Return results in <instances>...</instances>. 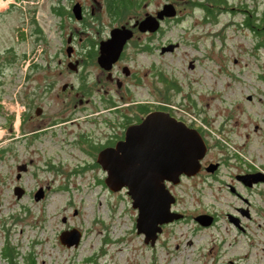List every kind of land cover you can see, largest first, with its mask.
Wrapping results in <instances>:
<instances>
[{
  "label": "rangeland",
  "instance_id": "374dc122",
  "mask_svg": "<svg viewBox=\"0 0 264 264\" xmlns=\"http://www.w3.org/2000/svg\"><path fill=\"white\" fill-rule=\"evenodd\" d=\"M164 1L153 0L140 12L154 10ZM173 1L183 17L165 22L164 39L179 41L178 46L164 53L160 49L149 55L143 52L135 64L151 86L155 83L149 99L168 100L177 118L202 128L211 145L208 157H226L229 163L217 177L201 173L174 188L179 196L175 206L187 216L166 223L151 245L137 231L138 208L132 205L131 195L95 186L93 171L71 177L62 190L57 187L66 178L41 168L38 178L31 173L25 176L26 194L15 193L17 163L31 154L27 149H36L35 165L75 161L71 154H76L75 149L49 134L44 142L25 147L20 122L39 89L35 74L46 83L53 71L51 78L58 81L59 91L64 82L78 81L68 65L56 60L41 73L36 65L47 66L46 55L58 56L75 24L102 25L106 11L95 4L96 13L77 22L68 9L72 0H0V59L6 60L0 147L11 145L0 159V253L9 240L22 253L33 250L39 264H264V183L251 190L236 185L251 200L248 204L228 186L236 170L250 165L264 168V49L255 48L253 36L240 24L241 11L225 9L217 20H205L204 12L188 6L187 0ZM228 1L227 6L243 2L261 8L264 4V0ZM54 7L63 10L62 17ZM42 104L55 111L63 103L51 94ZM57 136L64 134L60 131ZM41 184L49 186L48 192L37 199L34 193ZM239 206H248L250 215L242 214ZM200 213L215 214V221L202 225L195 219ZM229 214L239 217V226ZM73 227L82 231V238L78 245L67 246L59 235ZM0 264H6L1 254Z\"/></svg>",
  "mask_w": 264,
  "mask_h": 264
},
{
  "label": "flooded vegetation",
  "instance_id": "af4514ba",
  "mask_svg": "<svg viewBox=\"0 0 264 264\" xmlns=\"http://www.w3.org/2000/svg\"><path fill=\"white\" fill-rule=\"evenodd\" d=\"M88 1L72 0L68 7L71 12L70 17L75 16V21L81 22L89 14L94 15L96 13L95 4H97L99 10L106 11L105 20L107 19V23L103 20L102 25L75 24L68 31L65 42L60 45V52L63 50L62 54L60 55L59 52L58 56L52 55L51 57L46 55L47 66L43 64L36 65L41 73L49 69L51 62L56 60L59 65H68L77 74L78 81L64 82L62 89L59 91L57 88L58 81L51 78L53 71L49 72L51 81L46 83L42 82V77L39 74H35L39 89L34 93L35 101L32 106L25 107L26 112L20 122L23 127L22 136L25 140V147L37 141L44 142V135L49 134L53 140L59 139L61 142L70 144L75 149L76 154L71 152L75 161L70 162L62 159L60 162H53L49 160L45 165L39 166L38 164L35 165V158L32 154L36 149H27L31 154H25L24 158L17 163V177L19 174L18 166L21 165L23 169L18 177L19 182L14 185V188L17 185L24 187L25 194L28 191L24 182L25 176L31 173L38 178L41 168L52 170L56 173V176L66 178L57 189H67L71 177L84 176L87 172L93 171L95 176L93 183L95 186H103L105 189L112 190L106 181L108 170L99 158L101 151L107 147L115 146L118 142L125 139L128 127L132 124L140 123L149 112L164 110L174 115V109L166 104L168 100L155 103L153 98L149 99V96L154 93L155 83L152 81L151 86L135 63H139V55L143 52L149 55L153 54L156 49H160V52L164 53L174 50L164 49L167 46L171 44H177L176 46H178L179 41L164 39L165 22L171 20L179 21L183 17L179 12L180 6H178V3L173 0H165L154 10L147 9L143 13L140 12V8L149 2H153V0H148V2L146 0H129L130 3H119L117 0H91L90 4ZM168 2H173L176 5L177 14L175 16L165 15L160 18L159 12ZM76 3L80 6L81 17H78L74 10ZM115 6L118 7L117 10ZM54 9L55 13L60 14L62 17L63 10L55 7ZM149 15L156 16L160 20V25L156 30H143L140 28V22ZM115 28H126L128 32H131L130 37H128L121 49H119L118 44L108 43L110 38L113 37L112 31ZM155 41H158L157 45H155ZM190 62L194 64L193 59ZM51 94L55 95L56 102L63 103L55 111L49 110L48 107L42 104L43 99ZM144 94L146 95L145 98L141 99L140 97L144 96ZM181 104L186 105L183 102ZM32 107H35L34 113L31 112ZM188 125L195 127L193 124ZM108 127L111 129H107ZM198 129L203 134L202 128ZM60 131L64 134L63 137L57 136ZM205 139L208 149L201 160V170L193 175L182 174L180 181L177 183L170 179L165 180L166 186L176 197V200L172 203V209L184 213L181 219H185L187 213L175 206L179 196L174 188L181 185L184 179L193 178L201 173L217 177L222 166L229 163L226 157L217 159L208 157L211 145L206 137ZM10 147L11 145L8 146V149ZM214 163H217L216 168L209 170L208 166ZM258 171H262L260 175L264 176V168L252 169L251 165L250 167L246 166L242 170L233 172V181L228 182L229 189L239 194L246 204L250 203L251 200L239 192L236 185L240 184L247 190L261 185L264 180L249 185L243 177V175ZM250 180L247 178V182H250ZM48 187L41 184L36 188L35 193L42 190L41 197H45ZM120 190L128 191V187L124 186L115 191ZM238 210L242 214L250 215L248 206H239ZM215 218L216 215L214 214V221Z\"/></svg>",
  "mask_w": 264,
  "mask_h": 264
},
{
  "label": "water",
  "instance_id": "95a60500",
  "mask_svg": "<svg viewBox=\"0 0 264 264\" xmlns=\"http://www.w3.org/2000/svg\"><path fill=\"white\" fill-rule=\"evenodd\" d=\"M77 4V3H76ZM76 15L81 17L79 4L74 8ZM177 7L168 2L159 12V17L175 16ZM160 25L158 17L149 15L140 22L143 30H156ZM126 28H115L113 37L108 43L118 44L119 49L130 37ZM177 44H171L164 49H174ZM192 62H190V65ZM208 144L202 132L185 121L178 119L169 111L154 110L149 112L140 123L128 127L126 137L115 146L107 147L100 153V160L107 168L106 181L112 190L128 187L132 197V205L138 208L136 227L139 233H144L145 242L155 245L163 225L181 219L184 213L174 211L172 203L175 195L166 186L165 180L175 183L180 181L182 174L193 175L202 168V158L205 156ZM217 163L208 166L215 169ZM23 167L18 166V177ZM261 171L243 175L245 182L252 185L264 180ZM247 178L251 179L247 182ZM18 197L25 194L24 187L14 188ZM42 190L35 193L39 199ZM230 219L239 226V217L229 214ZM195 219L202 225H210L214 215L200 213ZM59 238L67 246L78 245L82 231L78 227L64 229Z\"/></svg>",
  "mask_w": 264,
  "mask_h": 264
},
{
  "label": "trees",
  "instance_id": "16d2710c",
  "mask_svg": "<svg viewBox=\"0 0 264 264\" xmlns=\"http://www.w3.org/2000/svg\"><path fill=\"white\" fill-rule=\"evenodd\" d=\"M117 1L119 3H130L129 0ZM228 3V0H187L188 6L198 7L204 12L205 20H217L219 15L225 9H230V11L234 13L241 11L243 14V19L241 20L240 24L247 28L253 36L255 48L264 49V4L263 7L260 8L257 6H250L249 4L243 2L237 5L234 3L231 6H227ZM115 7L117 10L118 7ZM7 60L9 62L11 61L10 58ZM5 64L6 60L0 59V94L4 90V79L2 74H4L3 66ZM172 84H170L168 88L172 87ZM7 149V146L0 147V159L4 156V153ZM0 254L3 256L6 264H39L33 250L22 253L19 247L15 244H12L9 240L2 247Z\"/></svg>",
  "mask_w": 264,
  "mask_h": 264
}]
</instances>
